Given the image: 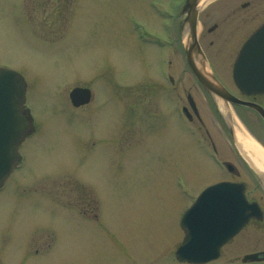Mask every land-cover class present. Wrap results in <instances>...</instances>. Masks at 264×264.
<instances>
[{"label": "rangeland", "instance_id": "1", "mask_svg": "<svg viewBox=\"0 0 264 264\" xmlns=\"http://www.w3.org/2000/svg\"><path fill=\"white\" fill-rule=\"evenodd\" d=\"M180 1L26 0L27 17L20 0H0V67L25 77L27 105L38 127L23 148L22 166L0 191V264H179L174 251L182 239L181 216L223 175L180 129L167 135L166 52L139 40L132 27L168 38L167 19L158 16L156 7L172 12ZM242 1L208 2L202 23L212 24ZM258 1L263 6L264 0ZM54 6L59 14L53 16ZM174 43L167 48L172 73L196 93L179 42ZM86 85L96 100L75 112L69 93ZM122 100L129 102L127 107ZM198 100L207 127L225 138L224 150L230 149L215 116L200 95ZM245 119L264 139L258 119L248 112ZM120 124L133 125L135 137L141 133L136 151H124L121 159L111 143L90 147L89 133L99 140L117 133ZM104 146L105 154L100 151ZM240 171L250 188L256 187L249 173ZM251 233V240L246 231L225 247L216 264L264 249V234Z\"/></svg>", "mask_w": 264, "mask_h": 264}, {"label": "flooded vegetation", "instance_id": "2", "mask_svg": "<svg viewBox=\"0 0 264 264\" xmlns=\"http://www.w3.org/2000/svg\"><path fill=\"white\" fill-rule=\"evenodd\" d=\"M21 4L23 5L21 13L27 15L26 0H21ZM52 10L53 11L50 13V15L54 16V14H59V7L54 6ZM237 12H239V17L236 15ZM246 13L248 16L247 18L240 17L241 14ZM71 15L72 19L74 15V10L72 9ZM58 16L56 21L58 20ZM260 16L261 19L252 26L251 23L256 21ZM263 16L264 4L262 6V3H259L258 0H246L239 2L235 6L231 7L225 16H222V18L218 20H214V22L210 25L202 23L204 14L203 9H201L199 12L198 25V29L200 27V24H202L203 26L201 32H199L198 30L199 43L209 63V67L215 77L229 90V92H231L236 97L245 101L259 104L262 107H264V94H244L237 88V86L233 82L232 74L243 44L260 26L264 24ZM186 17L187 16L185 14H182L180 16V18L183 20ZM237 18H241L240 23L234 22V20H236ZM180 50L185 56L187 71L191 73L197 84V86H195L197 92L194 93L193 89L191 91L188 88L182 86V81L174 80L172 75L169 73L170 82L166 83V86L163 87L166 93L165 101L167 108L164 115L167 135L172 132V128H176L175 131L180 129V133L185 136L188 142L190 141L191 143H194L195 148L198 145L200 154L202 156L211 161L213 159L215 162H219L218 165L222 167L221 169L223 177L221 178L220 176L217 179H214L216 182L224 181L232 183H246V194L249 201L257 202L260 205V209L262 211L261 217L252 218L246 225V227L242 230V232L238 235L240 236L243 232L248 231V239L251 240V232L254 230L264 234V187L262 184V178L255 169V164L257 163V161H253L252 156L240 147V145L238 144L237 135L239 129H245L247 133H250L254 138L264 143L263 138H260L259 135L250 127L245 117L246 113L248 112L250 114H253V116L260 121H263V119L256 111H254L250 107L227 102L225 100H220L219 98L212 96L203 86V84L197 79V77L193 73L192 68L188 65L186 52H184L182 45ZM170 56L171 55L169 54V57ZM168 60L169 66L171 68L172 60ZM230 79L232 80L233 87L229 85ZM199 95L200 100L202 98V100L205 101L213 117L215 116V119L220 125L222 133L227 139L226 142L230 145V149L225 148L227 150H224V147H226L224 142L225 138H223L219 132L217 134L215 132L213 133L212 129L210 127H207L208 122L204 114L202 113V104L198 100ZM94 98L92 99V102H94ZM121 103L123 105L128 104L123 100ZM90 104L82 108L88 107ZM26 116L29 118V120H31L28 111L26 113ZM123 117H126L125 114L124 116L120 117L122 118L121 121L124 120ZM33 122L34 128L30 129V131L22 133L26 137L22 140V143L19 146L21 163H23L25 160L23 153L25 144L31 137L34 136V134L38 132L35 127V121ZM123 126L122 124H120L117 133L111 136L105 134L106 137H104L103 135L99 140H97L94 134L89 133L87 141L88 143L90 141V147L93 148L98 143H111L110 146L117 152V154H120L121 159H123L124 151H136L139 144L142 142L143 137L138 136L141 133H139L135 137L131 131V129L134 128L133 125H128L125 127V125L123 124ZM207 147L210 148L213 152H210ZM104 149H106L105 146L103 147V149L101 147L100 151L101 153L103 152L105 154L106 151ZM95 155L96 149L91 150L90 154L88 155L90 156L88 159L89 164L90 159H92ZM211 155L212 157H209ZM200 158L202 157L200 156ZM92 163L96 164L98 163V161L93 160ZM230 164L234 165L232 166L233 171L229 169ZM235 167L239 168V170H237ZM241 169L249 173L251 180L256 185V187H254L253 189L250 188L249 183L244 179L243 173L240 171ZM257 196H259V198ZM237 237L232 239L230 243L225 247L229 246L233 241H235ZM248 243H250V241H248ZM262 250L264 249H259L256 251ZM256 251H251V253ZM243 257L240 261H236V259L239 260V256L238 258H234V261H231L230 264H264V262H244Z\"/></svg>", "mask_w": 264, "mask_h": 264}, {"label": "water", "instance_id": "3", "mask_svg": "<svg viewBox=\"0 0 264 264\" xmlns=\"http://www.w3.org/2000/svg\"><path fill=\"white\" fill-rule=\"evenodd\" d=\"M200 0H188L185 10L189 17L190 35L186 42L189 62L196 75L212 95L238 102L221 87L206 71V62L198 47L196 37L197 4ZM255 50L264 56V26L245 44L235 69L238 86L247 93H264V59H254ZM26 82L17 72L0 70V186L16 164L17 155L13 151L21 134L19 107L25 101ZM75 106L86 104L91 92L85 88H75L70 94ZM252 105L264 117V110ZM257 206L249 204L240 184L221 183L209 187L189 210L183 226L189 228V238L177 251L181 261L206 263L220 255V248L234 237L244 224L256 215ZM190 221V222H188ZM263 257V258H261ZM264 259V253L248 255L246 260Z\"/></svg>", "mask_w": 264, "mask_h": 264}, {"label": "bare ground", "instance_id": "4", "mask_svg": "<svg viewBox=\"0 0 264 264\" xmlns=\"http://www.w3.org/2000/svg\"><path fill=\"white\" fill-rule=\"evenodd\" d=\"M212 0H203L204 3L211 2ZM245 147L248 153L252 156L253 161H257L256 166L260 170H264V149L252 142H246Z\"/></svg>", "mask_w": 264, "mask_h": 264}]
</instances>
